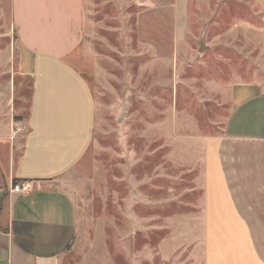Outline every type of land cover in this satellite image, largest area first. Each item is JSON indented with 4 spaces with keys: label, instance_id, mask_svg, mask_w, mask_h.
<instances>
[{
    "label": "rangeland",
    "instance_id": "obj_1",
    "mask_svg": "<svg viewBox=\"0 0 264 264\" xmlns=\"http://www.w3.org/2000/svg\"><path fill=\"white\" fill-rule=\"evenodd\" d=\"M190 3L181 37L176 0H88L96 129L58 181L78 212L61 264H189L197 255L199 235L193 248L187 240L198 231L182 223L198 200L197 160L223 133L232 87L264 82V0ZM11 34L10 0H0V93L26 118L31 82L14 75Z\"/></svg>",
    "mask_w": 264,
    "mask_h": 264
},
{
    "label": "crops",
    "instance_id": "obj_2",
    "mask_svg": "<svg viewBox=\"0 0 264 264\" xmlns=\"http://www.w3.org/2000/svg\"><path fill=\"white\" fill-rule=\"evenodd\" d=\"M190 2L176 0L181 37ZM10 12L12 69L30 80L31 95L22 118L11 96L0 93V264H61L78 212L58 181L86 156L96 129L84 69L92 58L88 0H10ZM263 83L232 87L223 133L200 151L192 190L198 200L182 220L198 231L187 240L192 248L200 237L189 264H264ZM25 183L31 191L14 190Z\"/></svg>",
    "mask_w": 264,
    "mask_h": 264
},
{
    "label": "built area",
    "instance_id": "obj_3",
    "mask_svg": "<svg viewBox=\"0 0 264 264\" xmlns=\"http://www.w3.org/2000/svg\"><path fill=\"white\" fill-rule=\"evenodd\" d=\"M22 129L17 128L13 131V136H16ZM14 190L16 191H22V192H29L32 190V186L29 183H25L23 185H15Z\"/></svg>",
    "mask_w": 264,
    "mask_h": 264
}]
</instances>
